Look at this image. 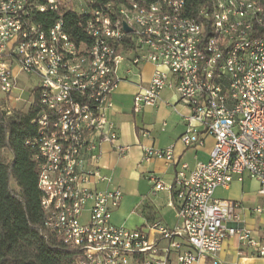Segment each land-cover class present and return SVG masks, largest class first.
Instances as JSON below:
<instances>
[{"label": "built area", "instance_id": "obj_1", "mask_svg": "<svg viewBox=\"0 0 264 264\" xmlns=\"http://www.w3.org/2000/svg\"><path fill=\"white\" fill-rule=\"evenodd\" d=\"M81 1L75 6L70 0H0V102L5 104L0 112L10 115L17 110L22 101L15 93L20 76L38 79L30 89L34 99L28 102V110H37L32 121L37 131L26 145L37 152L44 227L78 251L75 264H222L219 254L231 237L264 257V245L243 226L241 203L215 197L218 188L227 189L246 176L258 181L259 193L264 195V131L257 130V123L264 122H257V108L252 98L245 97L246 88L264 96V55L257 52L245 59V47L256 45L264 32V12L259 10L264 0H211L203 8L201 26L174 25L173 15L164 14L160 7V11L145 10L148 20L132 28L115 5L121 16L119 33L111 32L101 8L91 0ZM183 1L172 0L178 7L175 15L182 14ZM62 7L80 16V30L83 14H92L91 38L100 35V45L90 41V48H82V39L73 40L67 30L57 35L61 17L49 26L44 40H37L36 18L58 13ZM100 23H107V30H100ZM150 26H158L159 35L150 34ZM165 30H173V37L161 38ZM52 48H59L60 56H52ZM111 48H118L117 67L106 71ZM77 54H84V61H77ZM247 62H254V69H247ZM145 63L152 64L154 71L148 84H138L133 112L156 106L165 90H173L178 104L172 107L186 126L182 144L194 148L207 136L215 140L209 160L194 170L184 164L171 184L155 174L144 177L154 191L173 195L180 221L175 228L158 223L135 229L116 226L112 215L121 205L123 192L97 189V184L109 179L90 169L86 158L98 159L103 143L113 145L120 156L129 152V146L120 144L111 118L113 95L122 82L121 66H127L129 76ZM240 69H247L245 86H238ZM249 78H256L257 86H250ZM99 79H106L105 101H98L95 91ZM179 105L188 112L182 113ZM242 117H249L252 129L241 125ZM74 118H81V127H74ZM67 134H74V141H67ZM142 136L148 137L149 132L142 131ZM75 142H82L83 151H75ZM64 149H72L69 165H62ZM142 149L147 162L175 160L173 147ZM57 167H69V176H64L69 184L63 186L72 188L74 204H67L64 197L63 207H70V215H63V207L53 210L52 173Z\"/></svg>", "mask_w": 264, "mask_h": 264}, {"label": "crops", "instance_id": "obj_2", "mask_svg": "<svg viewBox=\"0 0 264 264\" xmlns=\"http://www.w3.org/2000/svg\"><path fill=\"white\" fill-rule=\"evenodd\" d=\"M127 66L120 68L122 78L117 91L113 95L114 108L111 118L120 135V144L129 146L125 156H120L113 145L103 143L97 152L98 159L87 155L88 167L97 169L109 181L97 184L99 190L118 188L123 192L121 205L113 217L114 222H120L134 213H138L146 227L152 224H161L173 228L175 222L167 219L166 212L177 213V204L173 195L167 191H154L146 194L149 183L144 179L147 174H155L165 184L174 181L176 173L186 164L189 170H194L198 164L205 163L210 158L215 140L207 136L204 143L198 147H185L180 138L186 130L182 117L173 109L178 104L177 94L170 89L165 90L157 105L145 107L141 117L133 112L134 95L140 82L148 84L151 80L154 67L145 63L133 68L132 74L125 73ZM130 97V106L126 107L124 97ZM182 113L188 111L178 106ZM142 131L149 132L148 137L142 136ZM142 147L156 149L174 148L172 163L154 159L145 161ZM247 177V178H246ZM244 181H234L227 189L218 188L215 197L222 200H231L241 203L240 216L243 226L253 232V236L264 245V195L259 193L258 181L246 176ZM152 188V187H151ZM151 196H158L156 203ZM260 209L261 212L257 210ZM113 212V213H114ZM180 225V221L176 224ZM136 227V228H141ZM222 264H264V257H260L257 249L244 246L237 237H231L224 243L219 254Z\"/></svg>", "mask_w": 264, "mask_h": 264}, {"label": "trees", "instance_id": "obj_3", "mask_svg": "<svg viewBox=\"0 0 264 264\" xmlns=\"http://www.w3.org/2000/svg\"><path fill=\"white\" fill-rule=\"evenodd\" d=\"M151 1L138 0L139 3ZM91 2L101 10L108 3L116 6L129 3L128 0ZM185 2L186 16L201 22V11L211 0ZM60 17L73 40L89 42L84 30L79 28L80 16L65 7L58 13L40 15L36 20L48 29ZM87 18L88 15H83V22ZM36 111V108L15 110L10 115L0 112V264H75L78 251L66 247L44 227L37 152L26 145L36 136L37 129L32 124Z\"/></svg>", "mask_w": 264, "mask_h": 264}, {"label": "bare ground", "instance_id": "obj_4", "mask_svg": "<svg viewBox=\"0 0 264 264\" xmlns=\"http://www.w3.org/2000/svg\"><path fill=\"white\" fill-rule=\"evenodd\" d=\"M129 3L120 4L116 7L121 9L124 13V19H129L132 28L140 27V20H148V13L150 11H162L166 15H173L172 24L182 25L193 23V26H201V22L187 17L185 14L186 2L183 1L182 14H178V7L173 5L172 0H160V4H156L155 0L145 5H138L131 0ZM224 0H216V3H223ZM260 12H264V3H259ZM106 20L110 21L111 32L119 33L121 27V16L115 11L114 4H108L105 9L101 10ZM137 13V19H136ZM88 18L82 23L81 28L84 30L85 35L89 38V42H82V48H90L91 45H100V35H93L91 38V28L94 24V17L92 14H86ZM200 16L203 18V10ZM65 23L63 19L59 21L57 27V35H64ZM100 30H107V23H100ZM150 34L159 35L158 26H150ZM49 35V28L45 29L43 25L38 23L37 40H44L45 36ZM173 37V30L161 31V38ZM257 52L264 55V32L261 34V39L256 45H249L245 47V59H252ZM52 56H60L59 48H52ZM77 61H84V54H77ZM118 61V48H111L108 53V61L106 63V71H113L116 69ZM247 69H254V62H247ZM247 69H240L237 71L238 86H245L247 80ZM261 74H264V66H261ZM250 86H257L256 78H249ZM106 79H99L98 84H95V91H98V101H105ZM245 97L252 98V104L257 108V122H264V96L262 94H255L253 88H246ZM241 125L245 129H252V122L249 117L241 118ZM74 127H81V118H74ZM257 130L264 131V123H257ZM67 141H74V134H67ZM75 151H83L82 142H75ZM62 165H69L72 161V149H64L61 154ZM69 167H57L52 173V194H53V210H61L64 205V197L67 204H74V194L70 186H63L69 184ZM63 188V189H62ZM63 215H70V207H63Z\"/></svg>", "mask_w": 264, "mask_h": 264}, {"label": "rangeland", "instance_id": "obj_5", "mask_svg": "<svg viewBox=\"0 0 264 264\" xmlns=\"http://www.w3.org/2000/svg\"><path fill=\"white\" fill-rule=\"evenodd\" d=\"M81 0H70V2L68 3H74L75 6L77 3H81ZM86 15V14H83ZM38 83V79L35 76H28V75H22L20 76L19 80H18V91H16L15 93L17 95H21V102L17 104V110H22V111H28V102L32 101L34 99V96L32 94V92H30V89H32V87H35ZM2 96V94L0 93V97ZM125 100V104L126 107L130 106L131 102H130V97L125 96L124 97ZM0 105H5L4 103L0 102ZM142 112V111H141ZM138 117H141V113L137 114ZM247 178V177H246ZM14 187V185H13ZM152 186L149 184L147 186V190H146V194L148 192L152 191ZM151 199L156 203V200H158V196H151ZM116 212L113 213V217L115 216ZM167 215V219L168 220H172L173 222H175V225L173 226V228L176 227V224L178 222V219L176 218L177 213L175 215V213H168L166 212ZM124 220L120 221V222H114V224L116 226L119 227H125L128 229H135L136 227H141L145 224L144 220L142 218H140L138 213H134L133 215H131L128 220L126 219L125 221V217L122 218Z\"/></svg>", "mask_w": 264, "mask_h": 264}, {"label": "water", "instance_id": "obj_6", "mask_svg": "<svg viewBox=\"0 0 264 264\" xmlns=\"http://www.w3.org/2000/svg\"><path fill=\"white\" fill-rule=\"evenodd\" d=\"M124 29H125L127 32L130 31V29L127 27V25H124Z\"/></svg>", "mask_w": 264, "mask_h": 264}]
</instances>
